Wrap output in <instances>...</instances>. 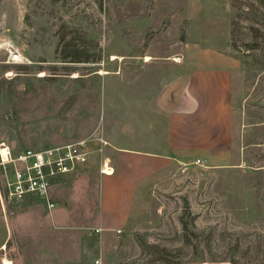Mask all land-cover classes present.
Here are the masks:
<instances>
[{"label": "rangeland", "instance_id": "374dc122", "mask_svg": "<svg viewBox=\"0 0 264 264\" xmlns=\"http://www.w3.org/2000/svg\"><path fill=\"white\" fill-rule=\"evenodd\" d=\"M0 35L23 59L8 64L0 49V142L18 152L91 140L88 161L49 198L8 199L6 215L0 204L15 264H264V3L0 0ZM217 46L240 62L232 143L139 174L130 150L155 137L146 128L162 121L163 83L184 55ZM107 158L130 179L110 184L130 189L108 192L109 225Z\"/></svg>", "mask_w": 264, "mask_h": 264}, {"label": "crops", "instance_id": "0c3cea01", "mask_svg": "<svg viewBox=\"0 0 264 264\" xmlns=\"http://www.w3.org/2000/svg\"><path fill=\"white\" fill-rule=\"evenodd\" d=\"M223 50L217 46L184 55L181 73L163 83L168 92L165 106L159 105L164 112L161 114L162 121L148 124L146 128L148 134H155V137L149 140L147 146L130 150L134 153L131 155H137L140 159L139 174H146L147 169L159 161L166 166L180 158H218L228 149L232 143V85L240 62ZM140 144H143L142 139ZM131 152L123 150L118 155L126 159L130 157L127 153ZM127 180L130 183V179L123 176H103L101 216L105 225L111 221L107 217L110 204L108 192L111 189L121 192L130 189L129 186L110 187V184L120 181L125 185ZM35 196L38 195L29 194L19 202ZM1 208L6 215L5 204ZM4 225V218L0 214V248L6 245L9 238Z\"/></svg>", "mask_w": 264, "mask_h": 264}, {"label": "built area", "instance_id": "2783aa9c", "mask_svg": "<svg viewBox=\"0 0 264 264\" xmlns=\"http://www.w3.org/2000/svg\"><path fill=\"white\" fill-rule=\"evenodd\" d=\"M0 49L7 51L6 63L23 61L21 52L1 35ZM90 145L91 140L83 138L44 149L26 148L14 152L9 144L0 142L1 206L8 199L22 201L29 194L49 198L52 185L59 176L76 171L88 161ZM107 168L113 172L108 158L104 160L101 171L109 174ZM48 204L54 206L52 201H48ZM100 230L97 228V231ZM0 264H15L6 245L0 248Z\"/></svg>", "mask_w": 264, "mask_h": 264}, {"label": "bare ground", "instance_id": "6f19581e", "mask_svg": "<svg viewBox=\"0 0 264 264\" xmlns=\"http://www.w3.org/2000/svg\"><path fill=\"white\" fill-rule=\"evenodd\" d=\"M147 59H151V58H150V57H148ZM107 170H108L109 174H111V173H113V172H114V171H113V172H111V170H110V169H108V168H107Z\"/></svg>", "mask_w": 264, "mask_h": 264}, {"label": "trees", "instance_id": "16d2710c", "mask_svg": "<svg viewBox=\"0 0 264 264\" xmlns=\"http://www.w3.org/2000/svg\"><path fill=\"white\" fill-rule=\"evenodd\" d=\"M260 2L264 3V0H260ZM157 254H160L157 250H156ZM164 257V256H163Z\"/></svg>", "mask_w": 264, "mask_h": 264}]
</instances>
